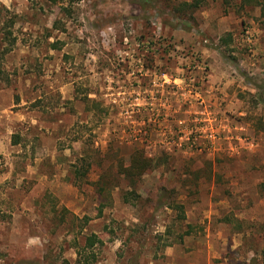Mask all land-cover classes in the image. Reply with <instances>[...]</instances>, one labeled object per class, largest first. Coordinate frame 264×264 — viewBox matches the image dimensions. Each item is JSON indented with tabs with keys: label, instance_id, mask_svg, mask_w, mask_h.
<instances>
[{
	"label": "rangeland",
	"instance_id": "rangeland-1",
	"mask_svg": "<svg viewBox=\"0 0 264 264\" xmlns=\"http://www.w3.org/2000/svg\"><path fill=\"white\" fill-rule=\"evenodd\" d=\"M141 1L0 0V264H261L263 4Z\"/></svg>",
	"mask_w": 264,
	"mask_h": 264
},
{
	"label": "trees",
	"instance_id": "trees-1",
	"mask_svg": "<svg viewBox=\"0 0 264 264\" xmlns=\"http://www.w3.org/2000/svg\"><path fill=\"white\" fill-rule=\"evenodd\" d=\"M52 2L53 4H57L61 0H48ZM225 5L231 7L235 0H222ZM247 3H256L261 1L264 8V0H243ZM203 0H194L192 3H182L181 7H176L175 11L177 13L184 12L185 9H191L196 10L198 9L203 3ZM141 3L145 7L146 4L151 5L152 0H142ZM68 11V8H65L64 11ZM164 161H159L155 158L150 157L147 155V153L142 149H136L133 154L130 156L129 161H126L124 159H119L118 163L116 165V172L118 177L124 179V181L127 183L128 189L123 195V201L126 204H140V202L143 200L142 195L139 191V186L143 181L144 176H146L148 173L157 170L158 168L164 166ZM76 174L78 175V178L82 176V172L78 168V166H75ZM84 177V176H83ZM105 190V189H104ZM179 198V192L177 191V187H167L165 185H160L157 187V200L158 204L163 206L164 208H167L171 211L176 212L177 217L174 219V223L178 224H184L186 221V209L184 203L178 200ZM149 200V199H148ZM188 228H191L190 225H188ZM171 232V231H170ZM179 240L183 242L184 237H179ZM98 242V239L89 238L86 243V249L87 248H93L95 244ZM78 250H80L78 248ZM78 256L81 258H84L86 262H88L87 257L89 256L86 250H84V253L81 251H78ZM261 264H264V251L262 253V260Z\"/></svg>",
	"mask_w": 264,
	"mask_h": 264
},
{
	"label": "crops",
	"instance_id": "crops-1",
	"mask_svg": "<svg viewBox=\"0 0 264 264\" xmlns=\"http://www.w3.org/2000/svg\"><path fill=\"white\" fill-rule=\"evenodd\" d=\"M0 146H2L1 144H0ZM0 150H1V147H0ZM8 161H10L9 159H8ZM11 170H13V169H11ZM10 170V171H11ZM7 174H5V173H1L0 172V189L2 188V187H4V186H2L1 184L3 183V182H5L6 180H7Z\"/></svg>",
	"mask_w": 264,
	"mask_h": 264
}]
</instances>
